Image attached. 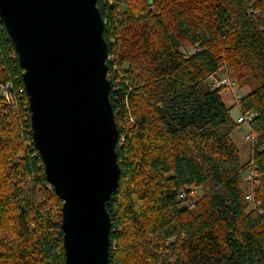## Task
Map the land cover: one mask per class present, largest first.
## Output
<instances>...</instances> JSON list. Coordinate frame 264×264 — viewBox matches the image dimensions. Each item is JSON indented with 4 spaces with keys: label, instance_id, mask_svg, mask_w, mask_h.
<instances>
[{
    "label": "trees",
    "instance_id": "16d2710c",
    "mask_svg": "<svg viewBox=\"0 0 264 264\" xmlns=\"http://www.w3.org/2000/svg\"><path fill=\"white\" fill-rule=\"evenodd\" d=\"M96 7L119 132L108 264H264V0ZM223 69L247 89L232 106L221 98L227 89L208 80ZM6 84L13 100L0 94V264H65L62 201L32 144L21 68L0 21ZM234 106L252 115L244 165L231 139L242 123L230 119Z\"/></svg>",
    "mask_w": 264,
    "mask_h": 264
},
{
    "label": "water",
    "instance_id": "95a60500",
    "mask_svg": "<svg viewBox=\"0 0 264 264\" xmlns=\"http://www.w3.org/2000/svg\"><path fill=\"white\" fill-rule=\"evenodd\" d=\"M97 0H0L21 68L32 144L62 201L65 264H108L119 132Z\"/></svg>",
    "mask_w": 264,
    "mask_h": 264
},
{
    "label": "rangeland",
    "instance_id": "374dc122",
    "mask_svg": "<svg viewBox=\"0 0 264 264\" xmlns=\"http://www.w3.org/2000/svg\"><path fill=\"white\" fill-rule=\"evenodd\" d=\"M185 49L188 52H192L191 47L188 46L187 44L185 45ZM246 92H247V89L245 87L239 88L238 90L236 88V93L240 96H242ZM221 98L227 106L233 105V99L229 92L223 91L221 93ZM229 115H230V119L232 120V122L237 124V119L241 115L236 106H234L231 109ZM248 134H249L248 123L243 122L241 124H237L236 129L234 130L231 136L232 142L234 143V146L238 150L240 163L242 165L246 164L249 159V143L250 142H249V139L247 138ZM197 193H198V196H201V192L199 190H197Z\"/></svg>",
    "mask_w": 264,
    "mask_h": 264
},
{
    "label": "built area",
    "instance_id": "2783aa9c",
    "mask_svg": "<svg viewBox=\"0 0 264 264\" xmlns=\"http://www.w3.org/2000/svg\"><path fill=\"white\" fill-rule=\"evenodd\" d=\"M110 60V58H109ZM209 82L214 85L215 87H222L227 89V91L232 96V99L234 102H238L240 99V95L236 93V83L235 81L230 77L229 72L226 69H223L213 75H210L208 78ZM0 94L4 98L6 102H11L13 100V95L11 92V85L6 84L4 86L0 85ZM252 118V115L249 114L247 116H241L237 119V123H243V122H249ZM247 138H250V129L249 134L247 135ZM245 179L248 182H253L255 179V175L251 171V167L249 166L246 171L244 172ZM246 199L250 200L251 197L248 195Z\"/></svg>",
    "mask_w": 264,
    "mask_h": 264
}]
</instances>
